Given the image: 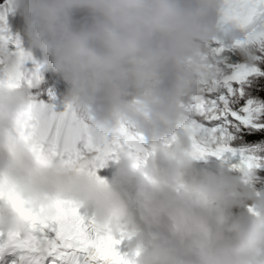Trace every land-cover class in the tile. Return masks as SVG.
<instances>
[{
	"label": "clouds",
	"instance_id": "1",
	"mask_svg": "<svg viewBox=\"0 0 264 264\" xmlns=\"http://www.w3.org/2000/svg\"><path fill=\"white\" fill-rule=\"evenodd\" d=\"M9 7L24 16L31 48L51 57L68 85L66 98L101 131L130 122L155 153L140 168L123 154L111 178L55 156L42 163L23 138L33 94L4 88L0 180L17 184L34 205L73 196L93 205L100 220L134 204L153 242L142 264H264L257 189L227 169L198 167L190 130L178 143H164L187 119L182 103L199 83L201 53L219 34L221 0H11ZM243 35L228 32L230 39ZM248 204L258 214L243 210ZM4 227L27 232L16 214Z\"/></svg>",
	"mask_w": 264,
	"mask_h": 264
},
{
	"label": "snow or ice",
	"instance_id": "2",
	"mask_svg": "<svg viewBox=\"0 0 264 264\" xmlns=\"http://www.w3.org/2000/svg\"><path fill=\"white\" fill-rule=\"evenodd\" d=\"M10 3L0 2V90L31 86L36 78L28 67L34 62L32 53L9 28ZM218 28L220 35L207 53H201V89L182 103L187 119L182 118L181 131L165 137L164 143L174 145L182 131L190 130L194 159L238 152L239 163L232 167L251 185L256 170L264 169V156L257 155L259 149H237L233 144L264 141V0H221ZM230 28L244 35L230 39ZM49 96L54 97L51 90ZM25 115L23 138L42 163L55 156L77 171L99 175L109 161L119 162L125 153L133 156L136 168L155 153L130 122L121 120L101 131L72 104L57 113L36 101ZM257 134L259 139H250ZM0 202V264H138L140 249L123 250L133 233L122 216L100 220L97 212H83L84 203L70 195L34 205L8 178L0 180ZM9 211L23 218L26 233L5 229ZM249 212L258 214L253 205Z\"/></svg>",
	"mask_w": 264,
	"mask_h": 264
},
{
	"label": "bare ground",
	"instance_id": "3",
	"mask_svg": "<svg viewBox=\"0 0 264 264\" xmlns=\"http://www.w3.org/2000/svg\"><path fill=\"white\" fill-rule=\"evenodd\" d=\"M37 97H39V95L34 96V102L37 101V99H35ZM117 166H118V162L109 161L107 165L99 171V175L102 177L111 178ZM82 211L89 215L97 212L96 208L91 204H84ZM121 220L123 223L127 225V228L133 233L131 239L126 240L124 242L125 244L131 246V247H126L124 244L123 247L124 246L126 247L125 252L132 253L136 249H140L141 254L137 259H138V264H142L143 257L149 256L153 251V242L151 236L146 231L147 226L140 218L137 207L132 203H129L125 214L121 217ZM133 238L136 243L131 244L130 241H132Z\"/></svg>",
	"mask_w": 264,
	"mask_h": 264
},
{
	"label": "rangeland",
	"instance_id": "4",
	"mask_svg": "<svg viewBox=\"0 0 264 264\" xmlns=\"http://www.w3.org/2000/svg\"><path fill=\"white\" fill-rule=\"evenodd\" d=\"M233 147L237 149H243V148L259 149L257 151V155L264 156V141L258 142V144L256 145L233 144ZM239 159L240 157L238 152L236 154L228 152L224 154L223 158L211 155V159L208 162L210 163V168L213 170L227 169L231 171L233 174H236L241 177L242 175L241 172L237 168L232 167V165L239 163ZM251 185L257 189V191L261 194V198L264 199V169L256 170ZM249 205L251 204L246 205L243 210L249 211ZM235 211L239 212L241 211V209L238 207L235 209ZM261 214H264V212H262ZM146 231L148 232L147 227H146Z\"/></svg>",
	"mask_w": 264,
	"mask_h": 264
},
{
	"label": "trees",
	"instance_id": "5",
	"mask_svg": "<svg viewBox=\"0 0 264 264\" xmlns=\"http://www.w3.org/2000/svg\"><path fill=\"white\" fill-rule=\"evenodd\" d=\"M260 135H261V134H257L256 136L250 137V139H253V140L259 139V138H260ZM259 142H262V141H259ZM205 167L211 169V168H210V163L205 164V165L203 166V168H205Z\"/></svg>",
	"mask_w": 264,
	"mask_h": 264
}]
</instances>
